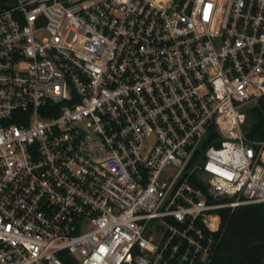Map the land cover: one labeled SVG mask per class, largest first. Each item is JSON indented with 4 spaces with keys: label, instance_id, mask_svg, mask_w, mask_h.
Returning <instances> with one entry per match:
<instances>
[{
    "label": "built area",
    "instance_id": "obj_1",
    "mask_svg": "<svg viewBox=\"0 0 264 264\" xmlns=\"http://www.w3.org/2000/svg\"><path fill=\"white\" fill-rule=\"evenodd\" d=\"M2 1L0 264H210L264 202V0Z\"/></svg>",
    "mask_w": 264,
    "mask_h": 264
},
{
    "label": "trees",
    "instance_id": "obj_2",
    "mask_svg": "<svg viewBox=\"0 0 264 264\" xmlns=\"http://www.w3.org/2000/svg\"><path fill=\"white\" fill-rule=\"evenodd\" d=\"M3 3L0 0V3ZM244 134L252 140L264 137V95L246 107ZM209 144L205 138L202 147ZM219 242L210 264H264V202L220 210Z\"/></svg>",
    "mask_w": 264,
    "mask_h": 264
},
{
    "label": "rangeland",
    "instance_id": "obj_3",
    "mask_svg": "<svg viewBox=\"0 0 264 264\" xmlns=\"http://www.w3.org/2000/svg\"><path fill=\"white\" fill-rule=\"evenodd\" d=\"M250 104H251V103H250ZM248 105H249V104H248ZM248 105H247V106H248ZM247 106H246V107H247ZM245 110H246V108H245Z\"/></svg>",
    "mask_w": 264,
    "mask_h": 264
}]
</instances>
